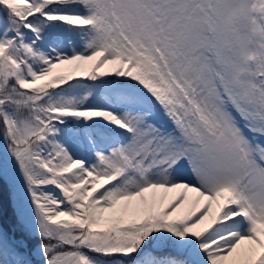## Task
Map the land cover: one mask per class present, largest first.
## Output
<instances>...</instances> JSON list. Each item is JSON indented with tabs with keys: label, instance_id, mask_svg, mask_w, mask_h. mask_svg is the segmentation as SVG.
<instances>
[{
	"label": "snow or ice",
	"instance_id": "snow-or-ice-1",
	"mask_svg": "<svg viewBox=\"0 0 264 264\" xmlns=\"http://www.w3.org/2000/svg\"><path fill=\"white\" fill-rule=\"evenodd\" d=\"M0 264H264V0H0Z\"/></svg>",
	"mask_w": 264,
	"mask_h": 264
}]
</instances>
